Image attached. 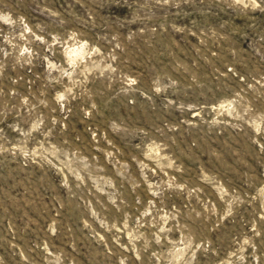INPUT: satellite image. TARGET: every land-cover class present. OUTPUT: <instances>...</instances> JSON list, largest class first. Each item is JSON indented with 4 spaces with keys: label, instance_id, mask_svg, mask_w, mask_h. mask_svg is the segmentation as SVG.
Masks as SVG:
<instances>
[{
    "label": "rangeland",
    "instance_id": "rangeland-1",
    "mask_svg": "<svg viewBox=\"0 0 264 264\" xmlns=\"http://www.w3.org/2000/svg\"><path fill=\"white\" fill-rule=\"evenodd\" d=\"M0 264H264V0H0Z\"/></svg>",
    "mask_w": 264,
    "mask_h": 264
},
{
    "label": "bare ground",
    "instance_id": "bare-ground-1",
    "mask_svg": "<svg viewBox=\"0 0 264 264\" xmlns=\"http://www.w3.org/2000/svg\"><path fill=\"white\" fill-rule=\"evenodd\" d=\"M71 52L74 54V56L80 55L82 53V46L77 47V48H73Z\"/></svg>",
    "mask_w": 264,
    "mask_h": 264
}]
</instances>
